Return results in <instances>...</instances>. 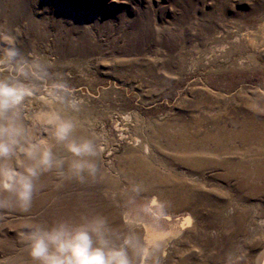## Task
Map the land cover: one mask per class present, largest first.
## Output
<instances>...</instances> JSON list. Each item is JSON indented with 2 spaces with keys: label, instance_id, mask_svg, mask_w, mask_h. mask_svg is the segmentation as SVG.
I'll list each match as a JSON object with an SVG mask.
<instances>
[{
  "label": "rangeland",
  "instance_id": "rangeland-1",
  "mask_svg": "<svg viewBox=\"0 0 264 264\" xmlns=\"http://www.w3.org/2000/svg\"><path fill=\"white\" fill-rule=\"evenodd\" d=\"M0 26L18 31L20 50L44 57L70 85L84 101L81 118L102 140L94 181L61 184L43 176L28 214L0 208V264H28L20 240L26 216L50 220L84 208L139 226L146 246L153 245L151 232L169 231L158 241L161 264L253 263L250 236L236 235L227 223L233 212L213 199L188 205L186 221L183 211L169 212L177 203L163 192L156 200L168 211L157 217L159 231L139 217L125 220L126 209L157 202L135 193L117 166L138 159L168 185L195 182L179 165L166 164L164 151L141 143L157 124L177 128L188 112L210 114L207 104L223 112L264 104V0H0ZM201 180L203 191L232 200L222 181H214L221 189L215 194L213 183Z\"/></svg>",
  "mask_w": 264,
  "mask_h": 264
},
{
  "label": "clouds",
  "instance_id": "clouds-1",
  "mask_svg": "<svg viewBox=\"0 0 264 264\" xmlns=\"http://www.w3.org/2000/svg\"><path fill=\"white\" fill-rule=\"evenodd\" d=\"M19 33L0 26V208L28 214L43 176L84 185L98 177L101 136L81 118L84 101L50 71L41 55L23 53ZM31 102V107H29ZM153 230L166 202L126 209ZM20 240L28 264H161L158 244L146 246L143 229L113 222L95 209L26 216Z\"/></svg>",
  "mask_w": 264,
  "mask_h": 264
},
{
  "label": "bare ground",
  "instance_id": "bare-ground-1",
  "mask_svg": "<svg viewBox=\"0 0 264 264\" xmlns=\"http://www.w3.org/2000/svg\"><path fill=\"white\" fill-rule=\"evenodd\" d=\"M205 107L204 111L210 114L197 117L200 115L188 112L177 128H173L175 123L157 124L152 127L149 138L141 143L145 149L150 144L154 149L164 151V154L161 153L163 161L168 165H179L180 171L191 176L195 182L183 178L175 179L173 186L168 185L147 174L144 164L138 159L133 163L130 159L120 162V165L117 163L118 175L131 188L134 187L135 193L151 195L150 201L157 202L156 199L166 193L170 200L174 199L177 203L169 212L183 211L180 217L186 221L192 218L186 211L188 205L213 199L214 204L224 207L223 211L233 212L227 220L233 232L250 236L251 245L255 246L252 264H264V104L240 105L230 112H223L221 107L214 105L207 104ZM170 127L174 132L167 131ZM160 137L166 141L165 146L161 143L158 146ZM128 155L135 158L132 150ZM208 169H219L220 172L204 176ZM199 179L212 182V188L220 186L215 180L222 181L228 193L233 195L232 200L203 191ZM214 191L218 194L221 189ZM123 214L125 220H131L125 211ZM168 233L147 234L153 244H158ZM186 261L189 263L183 264H202L195 259Z\"/></svg>",
  "mask_w": 264,
  "mask_h": 264
},
{
  "label": "snow or ice",
  "instance_id": "snow-or-ice-1",
  "mask_svg": "<svg viewBox=\"0 0 264 264\" xmlns=\"http://www.w3.org/2000/svg\"><path fill=\"white\" fill-rule=\"evenodd\" d=\"M152 202H153V203H155V201H154V200H153Z\"/></svg>",
  "mask_w": 264,
  "mask_h": 264
}]
</instances>
